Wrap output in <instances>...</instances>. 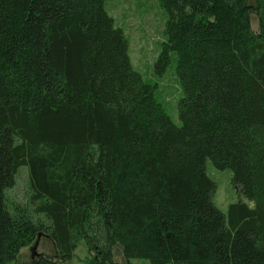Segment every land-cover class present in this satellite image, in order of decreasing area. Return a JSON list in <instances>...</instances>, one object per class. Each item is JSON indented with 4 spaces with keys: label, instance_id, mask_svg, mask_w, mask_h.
I'll list each match as a JSON object with an SVG mask.
<instances>
[{
    "label": "trees",
    "instance_id": "obj_1",
    "mask_svg": "<svg viewBox=\"0 0 264 264\" xmlns=\"http://www.w3.org/2000/svg\"><path fill=\"white\" fill-rule=\"evenodd\" d=\"M179 123L133 67L105 0H0V264H264V0H159ZM256 15L257 30L252 27ZM229 168L251 201H214ZM28 169L30 206L6 191Z\"/></svg>",
    "mask_w": 264,
    "mask_h": 264
},
{
    "label": "rangeland",
    "instance_id": "obj_2",
    "mask_svg": "<svg viewBox=\"0 0 264 264\" xmlns=\"http://www.w3.org/2000/svg\"><path fill=\"white\" fill-rule=\"evenodd\" d=\"M107 11L114 17L115 23L122 27L129 43V54L134 68L139 70L145 79L155 81L157 87L155 96L163 103L170 117L179 123L177 103L182 94L180 83L175 71V60L171 59L164 72L155 74L154 61L164 39V26L166 19L165 8L159 0H105ZM252 27L257 30L256 15L252 16ZM206 169L216 182L214 201L224 212H227L229 203L237 200H246L238 186L232 180L229 168H217L208 159ZM10 202L24 203L30 206V188L28 169L19 168L16 183L6 191ZM53 241L44 234H39L31 242L21 247L16 259L7 264H32V260L39 254L51 255ZM115 259L120 264H154L146 258L133 257L125 259L120 249H114ZM88 251L83 241H80L74 255L64 264H91Z\"/></svg>",
    "mask_w": 264,
    "mask_h": 264
}]
</instances>
